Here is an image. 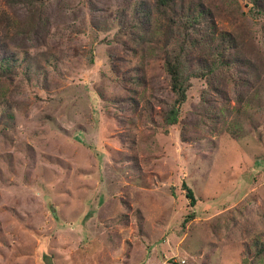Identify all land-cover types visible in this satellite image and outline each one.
<instances>
[{"label": "rangeland", "instance_id": "374dc122", "mask_svg": "<svg viewBox=\"0 0 264 264\" xmlns=\"http://www.w3.org/2000/svg\"><path fill=\"white\" fill-rule=\"evenodd\" d=\"M174 9L0 0V264H264V12Z\"/></svg>", "mask_w": 264, "mask_h": 264}, {"label": "trees", "instance_id": "16d2710c", "mask_svg": "<svg viewBox=\"0 0 264 264\" xmlns=\"http://www.w3.org/2000/svg\"><path fill=\"white\" fill-rule=\"evenodd\" d=\"M174 2L175 0H158V4L164 10L174 11ZM251 4L252 10H259L264 12V3L263 0H249ZM185 60L180 55H172L167 54V58L165 61V70L170 79L171 91L174 93L175 100L172 105L169 107L167 112L164 114V122L168 126H173L178 124L179 116L181 112L182 105L187 101L188 91L190 85L188 84L187 78L184 76V72L186 71ZM9 64V61H0V69L5 65ZM3 71V70H2ZM183 190L186 191V197L190 200V207L194 208L197 205V198L195 196L194 191L190 188L187 183H183ZM195 213L188 214L185 219H183L182 227L190 222L192 219H195ZM264 253L263 250H257V255L260 256Z\"/></svg>", "mask_w": 264, "mask_h": 264}]
</instances>
